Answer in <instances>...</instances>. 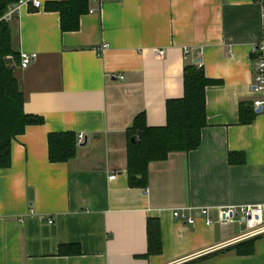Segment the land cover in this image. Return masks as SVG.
Instances as JSON below:
<instances>
[{
  "label": "crops",
  "instance_id": "obj_1",
  "mask_svg": "<svg viewBox=\"0 0 264 264\" xmlns=\"http://www.w3.org/2000/svg\"><path fill=\"white\" fill-rule=\"evenodd\" d=\"M39 1L7 23L12 48L37 55L14 76L24 113L43 122L15 137L0 170V264H264V237L241 255L251 240L233 242L241 216L219 221L223 210L264 205V108L249 124L239 119L241 104L264 97L253 89L261 3L88 0L78 30L62 32L48 7L66 0ZM187 66L210 82L200 144L149 163L147 187L130 188L127 130L141 113L149 127L166 125ZM62 132L74 133L76 155L51 163L47 137ZM178 208L192 209L191 224L173 218ZM148 219L159 222L162 253L145 257Z\"/></svg>",
  "mask_w": 264,
  "mask_h": 264
},
{
  "label": "trees",
  "instance_id": "obj_2",
  "mask_svg": "<svg viewBox=\"0 0 264 264\" xmlns=\"http://www.w3.org/2000/svg\"><path fill=\"white\" fill-rule=\"evenodd\" d=\"M17 1L0 0V17L7 8ZM88 0H66L49 5V9L59 13L62 32L76 31L79 18L87 12ZM264 30V29H263ZM9 24L0 21V170L6 169L11 162V145L15 137L23 134L29 125H42L43 120L24 113V96L19 81L14 76L18 68L20 53L12 48ZM264 43V42H263ZM183 91L181 99L167 101L166 125L152 128L147 125L145 115L139 114L127 130L126 172L130 188L145 189L148 185L149 163L164 160L170 153L195 150L200 144V132L206 125L205 87L210 83L202 69L187 66L183 73ZM253 104H241L239 119L243 125L255 118ZM48 153L51 163H64L76 155V138L74 133L62 132L48 135ZM133 139V140H132ZM148 247L147 255L162 253L160 225L156 220H147ZM254 240L237 247L241 255L254 252ZM63 249L59 250V254ZM73 254H79L75 248Z\"/></svg>",
  "mask_w": 264,
  "mask_h": 264
},
{
  "label": "built area",
  "instance_id": "obj_3",
  "mask_svg": "<svg viewBox=\"0 0 264 264\" xmlns=\"http://www.w3.org/2000/svg\"><path fill=\"white\" fill-rule=\"evenodd\" d=\"M95 5H98L99 0H90ZM258 2L262 5V17L264 20V0H258ZM30 6L33 9H40L41 2L39 0H20L13 4H11L7 9V12L0 17V21H3L5 23H9L12 21L14 16L18 13L19 7L21 6ZM89 13H94L93 9L89 10ZM106 48V45L99 46V48L95 49L97 51L103 50ZM259 52V58L256 69H255V79L253 83V89L256 93L264 95V44H261L260 47H258ZM156 56L162 57L164 55V51L160 50L155 52ZM37 58L36 54L32 53H20V61L18 67L21 69H27V66H29L32 62H34ZM123 79V78H120ZM254 111L261 108H264V97L260 100L254 101L253 103ZM79 144L83 143L85 140V137L80 134L77 136ZM115 176L110 177L111 180H113ZM145 192H147L145 190ZM191 208H178L175 211H173V218L176 220H180L181 222H184L186 224H191L193 222V217L190 215ZM240 215L241 220H243L245 230L241 234V236L235 238L233 242H239V241H247L249 239H258L261 237H264V205H248L241 207L239 209H227L223 210L221 212V217L219 221H224L226 216H234V215ZM198 216L203 218L206 225L209 226L212 224V221L208 215V211L205 209H201L198 211ZM224 245H220L219 248H221Z\"/></svg>",
  "mask_w": 264,
  "mask_h": 264
},
{
  "label": "water",
  "instance_id": "obj_4",
  "mask_svg": "<svg viewBox=\"0 0 264 264\" xmlns=\"http://www.w3.org/2000/svg\"><path fill=\"white\" fill-rule=\"evenodd\" d=\"M2 1L11 2V1H20V0H2ZM260 112H261V108L255 111L256 114H260Z\"/></svg>",
  "mask_w": 264,
  "mask_h": 264
}]
</instances>
